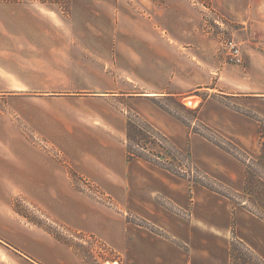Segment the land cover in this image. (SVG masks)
Masks as SVG:
<instances>
[{
    "label": "crops",
    "instance_id": "crops-1",
    "mask_svg": "<svg viewBox=\"0 0 264 264\" xmlns=\"http://www.w3.org/2000/svg\"><path fill=\"white\" fill-rule=\"evenodd\" d=\"M235 1L215 10L238 26L241 66L227 61L221 37L203 32L191 0H70L68 18L56 5L0 4V30H10L0 32L3 264H87L19 216L17 199L119 256L97 264H230L232 202L128 161L126 112L169 133L180 122L152 100L222 90L217 98L230 95L234 108L206 100L198 120L259 156L258 123L240 111L264 119V0ZM202 139L207 176L240 192L245 165ZM65 164L112 205L78 191ZM234 219L236 237L264 260V221L240 206Z\"/></svg>",
    "mask_w": 264,
    "mask_h": 264
},
{
    "label": "trees",
    "instance_id": "trees-1",
    "mask_svg": "<svg viewBox=\"0 0 264 264\" xmlns=\"http://www.w3.org/2000/svg\"><path fill=\"white\" fill-rule=\"evenodd\" d=\"M151 1L156 4H161L163 2V0H151ZM24 2L45 4V5H56L62 11L65 17H68L70 13V0H0V4H20ZM195 2L201 4L206 9H210L211 0H195ZM157 106L159 105L157 104ZM201 106L202 104L200 103L196 108L188 110L192 114V119L195 121V123L198 124V126L202 124L198 120V113L201 109ZM240 112L245 116L254 119L258 123L259 140L261 145L260 156L257 160L255 161L252 160V161L260 166L261 171L264 174V119L246 110H242ZM176 118L185 124L187 130L190 133L199 134L200 136L212 142L222 150L231 154L233 157H235L245 165L246 168L245 183L243 189L240 192H231L230 188L218 183L215 180H212L213 186L206 183L207 182L206 180H208L209 178L206 175L201 174L200 170L193 165L191 161V154L189 151H186V153H184L183 151L178 149L175 145H173L172 142L167 137H165L161 132L155 130L149 124L139 123L137 118L136 120L128 118L126 124L127 160L132 161L136 159L149 163L159 169L169 172L172 175H175L181 179L186 180L189 183V185H198L204 187L209 191H212L229 199L233 204V212L231 219L232 240L230 243V251H229L230 264H264V260L252 248L247 246L243 241H241L236 237L235 219H234L235 207L237 206L235 199H237V197H240L243 199L246 198V202L250 203L251 207L248 208L243 204L245 200H243L244 202H241L239 206L244 210H246L247 212L251 213L252 215L264 221V179L257 177L256 172L250 168L249 163L251 162V160L247 162L246 160H243L239 157L238 153H240V149L230 140L226 139L225 137H222V135H220L218 132L211 131L209 128H207V130L213 134L214 138H210L206 134L204 135L199 131L198 128L196 129L194 128L193 131H190L189 125H186V122L183 118L179 116H177ZM202 126L203 125H201V127ZM147 143H149L150 145L157 146V148L160 149V152L159 153L150 152L146 148ZM225 145H228V147L225 148ZM65 166L67 168L69 177L73 181L74 185L76 180L84 184H90L88 181L84 180L79 175H77L70 167H68V165L65 164ZM75 187L77 189H80L79 187H77V185H75ZM93 188H95V190L98 192L96 194L103 196V194L98 191L99 189L97 187H93ZM93 198L105 203V200H102L99 197L93 196ZM190 198L192 199V193H190ZM109 202L106 204L111 205ZM13 209L19 216L25 218L28 222L43 228L46 232L51 234L56 240L70 246L77 252V249L75 248V245L72 242L62 239L60 236L53 233L48 228L44 227L42 224L30 219L28 215L22 213L21 209L18 208L15 202L13 203ZM73 232L78 236L75 237V239L81 240L84 238H89L97 243L99 242L92 235H87L75 231ZM110 252L114 256L112 259L103 258L99 254L98 256L102 260H118L119 256L116 255L112 250H110ZM91 258L95 263H97V258L94 255H91Z\"/></svg>",
    "mask_w": 264,
    "mask_h": 264
},
{
    "label": "rangeland",
    "instance_id": "rangeland-1",
    "mask_svg": "<svg viewBox=\"0 0 264 264\" xmlns=\"http://www.w3.org/2000/svg\"><path fill=\"white\" fill-rule=\"evenodd\" d=\"M191 1H193L196 4V6L201 10L200 13L202 14L201 17H202V21H203V28H202L203 32L213 33V34L221 37V39H228L229 38V39H233L237 44L240 43L241 36H240V34L235 32V30L238 28V26L231 23L230 21H228L225 17L221 16L217 12V10H215L219 7V5H221L223 3L224 0H213V1L211 0L210 9H206L201 4L195 2V0H191ZM229 3L231 4V8L236 7V6L238 7L237 1H235V0H229ZM20 4H30V2H24V3H20ZM7 11L8 10L6 8H4V6L1 5L0 6V18H2V17L4 18V14ZM0 32L1 33H9L10 30L8 27H4L2 30H0ZM227 61H228V59H227ZM243 63H244V61H243ZM242 64H240L238 66H241ZM209 88L212 89L213 87H209ZM218 92H220V93H217L215 91H210L208 88H206V89H202V90L191 91L189 93H186V94H183L180 96L164 97V98H159L157 100H152V102L155 106H157V104L160 106V107L157 106V108H159L160 110H162L163 112L172 116L173 118H175L177 121L180 122L179 129H173L169 133L167 131L157 127V126H153L147 120L140 117L136 113H133L130 111L126 112L127 118H131L133 120H136V118H137L139 123H145V124L151 125L155 130L161 132L165 137H167L172 142V144L175 145L178 149H180L184 153H186V151H189L191 154V161H192L193 165L196 166L200 170L201 174L207 176V174L205 173V171L202 168V162H203L202 160H203V154L205 152H207L209 145L207 144V142L205 140L202 139L203 137L200 136L199 134L190 133L187 130L185 124L183 122H181L180 120H178L176 117L179 116V117L183 118L186 122V125H189L190 131H193L194 128L195 129L198 128L199 131L201 133H203L204 135L206 134L210 138H214L213 134L211 132H209L207 130V128H209L211 131L217 132L215 127L213 125H209V124H207V125L201 124V125H203L202 127H201V125L198 126V124L195 123V121L192 119V114L188 110L196 108L200 103L203 105V103L206 100L220 101V102L234 108V104H233V100H231L232 99L231 96L227 95V94H223L222 98H220V97L217 98L218 97L217 95L222 94L224 91L218 90ZM198 118L200 119V121H202V117H201V115L199 116V113H198ZM202 122H200V123H202ZM184 128H185L186 134L183 130ZM191 136L194 137V139L197 141L195 143V146L193 149L191 148V145H190ZM222 137H224V136L222 135ZM226 147H228V145H225V148ZM146 148L150 152H153V153H159L160 152V149L157 148V146L150 145L149 143H147ZM238 154H239V157L241 159L246 160L247 162H249V160H251V162L249 163L250 168L256 172L257 177L264 179V174L261 171L260 166L257 163L253 162L259 158L260 154L258 157H252L251 158L245 152H243L241 149H240V153H238ZM207 177L209 179L206 180L207 182L206 181L205 182L208 183L209 185L213 186V184H212L213 179L209 176H207ZM90 184H84V183H81V182L76 180L75 185H77V187H79L80 189H77L76 187L75 188L80 192H83L87 195H91L92 197L93 196L99 197L102 200H105V203H108L109 201H111L109 198H106L102 195L96 194L98 192L95 190V188H93L96 186H94L92 184L90 185ZM94 191H96V192H94ZM98 191L100 192V190H98ZM231 192H235V191L231 190ZM243 200H245V202ZM14 202L17 204L18 208L21 209L22 213L25 215H28V217L30 219L42 224L44 227L48 228L53 233L60 236L62 239H65L69 242H72L75 245V248L77 249V254L81 258H83L85 263L97 264L92 260L91 255H94L95 257H97V259H101L98 256V254L101 255V257L107 258V259H112L114 257L113 254L110 252V249L101 245L100 242L97 243V242H95L89 238H84L81 240L75 239V237H78V236L72 230L68 229L67 227H65V226H63V225H61V224H59L53 220L48 219L39 209H37L35 206L27 203L25 200L17 199V200H14L13 203ZM235 202L237 203V207H239L241 202H244L243 204L245 206H247L248 208L251 207L250 203L246 202V198L243 199V198L237 197V199H235ZM109 203L112 205V201ZM0 264H3V262H1V257H0Z\"/></svg>",
    "mask_w": 264,
    "mask_h": 264
},
{
    "label": "built area",
    "instance_id": "built-area-1",
    "mask_svg": "<svg viewBox=\"0 0 264 264\" xmlns=\"http://www.w3.org/2000/svg\"><path fill=\"white\" fill-rule=\"evenodd\" d=\"M221 46L226 54L229 62L240 65L243 63L244 59L242 56V51L240 44H237L233 39H222Z\"/></svg>",
    "mask_w": 264,
    "mask_h": 264
},
{
    "label": "bare ground",
    "instance_id": "bare-ground-1",
    "mask_svg": "<svg viewBox=\"0 0 264 264\" xmlns=\"http://www.w3.org/2000/svg\"><path fill=\"white\" fill-rule=\"evenodd\" d=\"M105 264H111V263H105ZM114 264V263H113Z\"/></svg>",
    "mask_w": 264,
    "mask_h": 264
}]
</instances>
